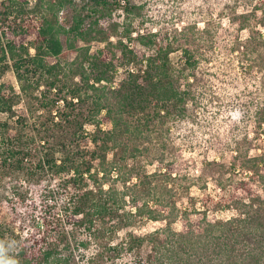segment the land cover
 I'll return each instance as SVG.
<instances>
[{
  "label": "trees",
  "instance_id": "obj_1",
  "mask_svg": "<svg viewBox=\"0 0 264 264\" xmlns=\"http://www.w3.org/2000/svg\"><path fill=\"white\" fill-rule=\"evenodd\" d=\"M81 1L36 0L31 7L27 0H0V75L11 68L21 92L0 83V169L26 172L35 184L48 180L36 234L12 255L0 230V264L68 263L70 257L59 251L69 245L68 231L59 225L64 217L94 238L125 230L97 254L109 264H264V150L251 153L238 139H224L211 145L216 156L202 162L196 177L189 171L191 159L160 158L151 172L137 159L146 131L172 128L187 114L193 97L187 70L198 67L203 56L188 37L197 24L172 34L164 24L134 28L128 23L112 41L117 27L106 17L117 9L140 14L148 0ZM201 2L207 5L205 16L228 13L227 27L217 29L235 33L229 43L212 39V50L242 51L244 73L264 67V0H254L252 10L258 13H236L238 0ZM67 5L74 14L64 25L58 12ZM208 30L205 25L201 33ZM243 30L249 32L244 40ZM95 39L106 43L91 50ZM176 51L180 56L174 62ZM68 76H78L79 82L71 85ZM255 92L242 110L253 123L250 139L264 141V109L254 105ZM22 96L28 101L16 110ZM30 117L33 133L24 130ZM85 123L92 131L83 128ZM208 180L213 191L191 193L196 183L207 188ZM140 220L164 225L137 233L132 226ZM176 221L180 229L173 227ZM79 244L86 246L84 239ZM90 258L84 264H94Z\"/></svg>",
  "mask_w": 264,
  "mask_h": 264
},
{
  "label": "rangeland",
  "instance_id": "obj_2",
  "mask_svg": "<svg viewBox=\"0 0 264 264\" xmlns=\"http://www.w3.org/2000/svg\"><path fill=\"white\" fill-rule=\"evenodd\" d=\"M27 1L28 5L32 7L36 0ZM74 1L75 5L82 2L81 0ZM130 1L139 4L145 0ZM238 1V4L235 5L236 13L245 11L258 13L257 10H252L254 0ZM147 2L148 4L145 5L143 12L140 11V14H127L125 11L117 9L111 12L110 17H106L108 25L117 27L118 35L112 36V41H116L122 27L128 23H131L134 28L148 26L152 22L158 25L164 24L170 33L175 34L176 28L179 29L195 22L198 30L189 32L188 37L197 53L203 56L198 67L187 70V74L191 77L193 97L188 102L185 118L181 122L173 124L172 128H167V126L152 127L148 132L146 131L144 144H139L140 147H144L142 149L144 152L137 159L144 169L148 172L154 171L160 158L164 160L191 159L193 165L190 164L189 171L196 177L203 168L202 162L205 159L210 161L216 156L211 145L224 139H238L237 141L244 144V147L251 153L264 150V141L250 139L253 123L247 120L248 117L243 111L245 109L243 104L252 97L250 91H256L254 105L258 107L257 109H264V67L254 68L251 74L244 73L239 68L241 59L244 58L241 54L242 51H237L234 54L228 49L223 52L219 49L213 51L211 47L212 39L218 40L221 45L223 42L229 43L228 39L234 36L235 33L217 29L219 25L227 27L229 14L221 13L222 10H218V12L205 16L202 10L207 5H203L201 0H148ZM73 14V7L67 5L58 12V19L64 25H69ZM205 25L209 26L210 30L201 33ZM256 30L260 29L256 28ZM256 30L254 29L252 34H256ZM102 36L105 35L99 37ZM239 36L244 40L249 36V32L243 30ZM32 38L33 36L28 39ZM105 43V40L95 39L90 44L91 50L102 47ZM30 52L33 53V49H30ZM179 56L180 51L171 54L174 62H177ZM122 73H119V77L122 76ZM36 78L37 76L33 77L34 80ZM38 79L41 84L38 89L42 91L44 90L42 86L44 80L41 77ZM66 79L71 85L79 82L78 76H68ZM0 83L13 86L16 92L21 94L18 80L11 68L0 75ZM31 98L32 95L30 98L28 97V100ZM28 100L22 96L15 109L22 110L24 103ZM83 108L81 116L84 119L88 108L87 103L83 105ZM242 108L244 109L242 110ZM253 110L252 107L249 118L252 116ZM0 116L4 115L0 114ZM16 117L14 116L12 121ZM27 121L24 130L27 133H33L36 128L32 124L33 117L28 118ZM10 123L12 125V122ZM83 128L92 131L93 126L85 123ZM217 136L221 138L218 141L215 138ZM230 155L231 153L227 152L224 159L228 160ZM108 158H112L111 151L108 153ZM35 182L29 177L26 178V172L13 174L5 173L0 169V230L4 232L6 249L12 255L17 252L21 242L27 236L35 233L33 231H36L35 223L43 203L42 190L48 180H43L41 184H35ZM208 182L207 188H201L202 186L196 183L192 186L191 193L198 196L204 191H213L212 182L210 180ZM120 185L121 182H117V186L120 187ZM59 222V225L69 234V245L64 246V243L59 246V251L70 257L66 264H84L91 259L90 257H94V264H109L110 261L107 258L97 256V254L108 243L118 241L125 231L119 230L113 238H94L86 235L84 230L75 229L72 222L65 217ZM163 225L164 221L140 220L132 226V230L137 233H147ZM173 227L180 229L179 221H176ZM80 239L85 240L86 246L79 244L77 248L76 244Z\"/></svg>",
  "mask_w": 264,
  "mask_h": 264
}]
</instances>
